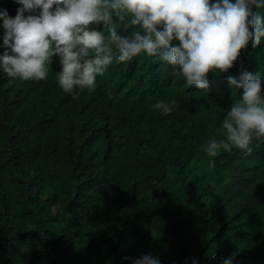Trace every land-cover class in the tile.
<instances>
[{"label":"trees","instance_id":"16d2710c","mask_svg":"<svg viewBox=\"0 0 264 264\" xmlns=\"http://www.w3.org/2000/svg\"><path fill=\"white\" fill-rule=\"evenodd\" d=\"M244 71L264 79V39L209 73V92L145 54L76 99L0 75V264H133L147 253L264 264V141L250 155L202 148L242 92L228 77ZM159 100H175L173 111Z\"/></svg>","mask_w":264,"mask_h":264},{"label":"clouds","instance_id":"9594fccd","mask_svg":"<svg viewBox=\"0 0 264 264\" xmlns=\"http://www.w3.org/2000/svg\"><path fill=\"white\" fill-rule=\"evenodd\" d=\"M5 1L0 10V47L6 49L0 54L1 77L9 84L34 82L41 92L73 99L93 91L97 78L114 63L141 54L171 67L187 86L209 92V73H227L241 50L264 39V0ZM121 26L128 35L120 34ZM228 83L242 92L222 120L220 138L202 146L211 158L233 149L250 155L254 141H264V79L244 71L239 81L229 76ZM175 104L159 100L153 107L168 115ZM133 264L160 261L147 253ZM223 264H233V258Z\"/></svg>","mask_w":264,"mask_h":264}]
</instances>
